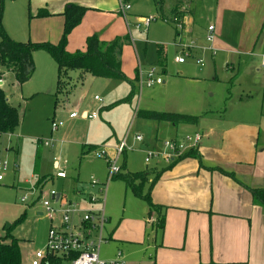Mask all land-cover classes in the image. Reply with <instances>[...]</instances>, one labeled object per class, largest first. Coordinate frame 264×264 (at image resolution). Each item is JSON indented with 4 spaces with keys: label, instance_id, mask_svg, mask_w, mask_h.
Instances as JSON below:
<instances>
[{
    "label": "rangeland",
    "instance_id": "obj_1",
    "mask_svg": "<svg viewBox=\"0 0 264 264\" xmlns=\"http://www.w3.org/2000/svg\"><path fill=\"white\" fill-rule=\"evenodd\" d=\"M7 2H0L6 31L15 41L37 42L30 35L34 26L32 20L37 19L29 17L25 1H22L23 17L18 3L12 2L8 8ZM188 2L184 1L186 5ZM129 3L132 10L127 16L130 25L128 27L126 22V26L130 29L132 49L125 57L128 79L109 80L88 74L82 82L73 72L60 89L57 65L54 63L53 70L48 69L47 60L52 62L51 57L43 50L34 52L36 71L29 82L20 86L11 71L2 75L4 83L0 86L10 103L19 109L21 124L14 133L0 139V238L11 227V234L20 241L24 264H30L35 252L46 250L50 220L38 213L44 208L43 201L50 199V191L63 192L76 199L75 190L81 186L90 188L91 177L108 184L106 214L111 218L114 232L118 230L134 239L139 234L142 236L141 242H129L124 248L112 240L109 245L102 246V256L107 260L116 259L118 252H122L126 264L142 260L155 233L146 223L149 205L124 181L112 179L107 183V159L96 156L97 153L112 156L119 143L126 140L127 154L119 161L121 168L126 165L125 170L134 173L147 167L150 170L157 164L153 160L148 166L141 144L134 142L136 135L149 140L158 126L154 121L139 117V110L185 113L184 109H188L186 97L190 93L191 97L204 104L208 102V107H216L227 89H231L230 81L234 77H237L235 94L251 95L244 106H251L255 112V108L263 105L264 72L256 71L258 58L251 60L245 54L253 52L256 45L257 49L262 46L264 51V0H196L191 14L193 40L185 28L177 41L174 39L176 24L172 20L169 23L164 20L154 0H130ZM173 5V0H166L165 11L169 19ZM139 14L158 19L147 30L137 29L138 18L135 15ZM210 25L215 27V38L213 43L207 44L206 30ZM178 26L182 34V25ZM218 40L224 43L215 44ZM179 42L187 45L193 42L196 51L202 46H211L217 50V55L200 49L199 56L179 64L176 57L184 56L182 47L176 45ZM162 45L165 60L160 63L159 48ZM228 55L232 59L226 60ZM207 56L215 58L214 68L209 65ZM197 59H203L201 66L195 63ZM136 67L145 80L154 69V78H161L164 84L145 85L141 89L140 81L133 75ZM95 96L100 97L101 103L95 101ZM223 107L224 113L229 104ZM75 110L81 117L74 126L68 116ZM93 111L97 112L98 119L86 120L84 115ZM61 120L65 125L53 133L52 122ZM51 138L55 139L54 149L37 148L40 140ZM56 157L67 161L68 179H55L53 183H46L42 191L33 193L32 188L39 179L54 171ZM3 164H6V171L2 170ZM36 169L39 175L35 174ZM24 196L28 197L25 202L22 201Z\"/></svg>",
    "mask_w": 264,
    "mask_h": 264
},
{
    "label": "crops",
    "instance_id": "obj_2",
    "mask_svg": "<svg viewBox=\"0 0 264 264\" xmlns=\"http://www.w3.org/2000/svg\"><path fill=\"white\" fill-rule=\"evenodd\" d=\"M7 1L6 7L8 8L11 7L12 2L20 5L21 16L24 5L22 1H25V9L28 11L29 17L37 19L32 20L36 30L33 26L30 34L31 38L37 42H50L53 44H58L63 36L66 9L72 4L84 7L86 12L81 23L68 36L67 50L69 52L84 51L87 38L93 34H99L100 38L105 41L129 36L130 42L124 45L122 53V70L124 73L127 72L125 57L127 52L132 49V40L128 24V27L126 26L127 21L123 19L120 12L119 0ZM194 3L191 5L190 11L183 16L182 24H180L182 25V34L179 31V26L177 30L175 28V41L180 35H183L185 28L187 34L193 40L194 28L191 25V14L194 10ZM157 11L160 12L158 9ZM164 12L166 14V11ZM40 13L44 14L39 15ZM135 16L138 18L145 15ZM166 17L169 18V15L166 14ZM164 20L169 23L166 19ZM4 23H6L5 20ZM206 32H208V29ZM221 42L223 41L221 40ZM221 42L218 40L215 44L222 45ZM207 44L210 43L207 42ZM176 45L182 47L184 44L179 42ZM160 47L162 48L164 61L165 48L163 45ZM255 47L253 52L245 55L251 60L258 58L256 71L261 73L264 72L262 66L264 51L262 46L259 49H257V45ZM194 49H192L191 56L187 57L184 62H176L185 64L188 60L199 56L200 51L198 50L202 48H197V51ZM212 55L215 56L217 53H212ZM50 57L52 62L47 60V65L49 70H53L56 61L51 55ZM231 57L228 55L226 60L232 59ZM207 58L209 65L214 68L216 66L215 58H210V56H207ZM197 60L195 63L201 66L203 61L198 63ZM73 72L78 75V80L82 82L88 74H91L86 73L81 79L79 72L71 71L69 72L70 78ZM134 72L135 79L140 81L142 72L137 67ZM215 78L219 80L217 76ZM236 78L234 77L230 81L231 89H227L222 102L216 107H208V102L204 104L201 100L191 97V93L187 95L186 106L188 109H184L186 111L184 114L200 116L197 124L182 123L174 125L168 122L158 123L154 121L158 123V126L149 140L145 141V138H143V141H139L136 139L137 135L135 136L134 142L141 144V148L145 152V163L148 166L153 160L157 163L150 170L148 167L146 169L150 173V183L145 187V190L151 188L153 202L162 206L161 213L164 216L165 224L163 228L154 224L157 222L158 214L149 215L148 206V220L146 223L152 226L155 232L154 238L149 245L146 256L144 255L141 261H129L130 264H264V206L254 200L255 190H264V86L263 105L255 108V112H252L251 106L248 108L244 106V102L251 97L250 93H238L236 95L234 92ZM164 82L157 85H163ZM144 86L140 84L141 89ZM95 101L101 103L100 100L95 99ZM226 103L229 104V107H226L227 110L225 109L226 111L223 113V106ZM70 114L68 119L74 122V126L77 125L78 119L81 117L80 113L75 118H71ZM64 125L65 123L60 127ZM52 132L55 131L52 130ZM197 133L200 134V141L195 156H185L172 163L164 162L159 158H153L149 163L146 162L149 150L162 151L165 149V141L173 140L183 143L188 136ZM49 140H52L50 146L40 143L37 148L54 149L55 139L51 138ZM116 154L117 150L112 156H116ZM126 154L127 150L119 156L118 163ZM107 156L111 157V155ZM54 164V171L42 177L44 181L39 189L43 190L46 183H53L55 179H68L67 161L63 162L61 157H56ZM124 167L121 168L120 173L128 172ZM59 169L66 170V178L55 175ZM157 175H159V178L151 187L150 184ZM90 182L91 179L89 181L90 188L81 186L75 190L76 199L64 195L63 192H57L61 196L64 195L72 201L81 202L85 205L90 193H99V187H92ZM38 214L45 216L44 208ZM51 224L50 221V227ZM105 236L106 240L102 243L101 249L104 244L109 245L112 240L123 248L129 242L142 241L140 234L134 239L131 236L121 234L118 230L114 232L111 227L110 216H108ZM100 253L102 256V251Z\"/></svg>",
    "mask_w": 264,
    "mask_h": 264
},
{
    "label": "trees",
    "instance_id": "obj_3",
    "mask_svg": "<svg viewBox=\"0 0 264 264\" xmlns=\"http://www.w3.org/2000/svg\"><path fill=\"white\" fill-rule=\"evenodd\" d=\"M195 1L189 0L186 6L183 0H173L174 5L170 20L176 24V30L178 25L182 24L183 16L190 11V7ZM154 2L163 18L168 20L169 18L166 17L164 12L166 0H154ZM85 12L86 9L84 7L74 4L69 6L64 13L65 27L63 36L58 44H53L50 42L15 41L10 37L2 23V11L0 10V79L5 71H11L20 86L27 83L35 72L34 52L37 50L47 52L56 61L58 65V88L60 89L67 79L70 78L69 72L71 71L79 72L81 79L86 73L108 79H128L122 70V53L124 45L130 42L129 36L105 41L100 38L99 34H93L87 38L84 51L69 52L67 50L68 36L81 23ZM43 14L40 13L39 15ZM159 60L160 63L163 62L161 47L159 49ZM137 115L158 123L168 122L174 125L182 123L195 125L200 119L198 115L155 110H139ZM20 124L21 115L19 109L10 103L4 89L0 86V139L6 134L14 133ZM195 155L196 149H192L185 156ZM36 175H39L37 169ZM158 178L159 175L150 184L151 187ZM114 179L124 181L126 186L131 188L136 196L144 198L149 205V215L158 214L157 222L154 224H157V227H164L165 219L161 213L162 206L153 202L151 188L145 190V187L150 183L149 170L119 173ZM43 181L44 178H40L38 181L39 185H37L40 186ZM254 200L264 206V190H255ZM11 232V227H9L7 234L0 238V264H24L20 241L13 237ZM42 264H64V258L58 255H51Z\"/></svg>",
    "mask_w": 264,
    "mask_h": 264
},
{
    "label": "built area",
    "instance_id": "obj_4",
    "mask_svg": "<svg viewBox=\"0 0 264 264\" xmlns=\"http://www.w3.org/2000/svg\"><path fill=\"white\" fill-rule=\"evenodd\" d=\"M120 12L127 21L128 26V14L132 7L127 0H119ZM158 19L155 16H140L138 17L137 29H148L153 21ZM168 21V20H167ZM214 25L208 27L206 34V40L208 43L214 41ZM183 55L177 56V62H184L187 57L192 54V49L195 48L194 43L183 46ZM211 51L213 54L217 53V50L213 47H201ZM203 59H198V63H202ZM262 66L264 67V53L262 55ZM155 71L152 69L146 78H143L141 74L140 84L152 87L156 84H161L163 81L161 78H154ZM3 79H0V84H3ZM96 100H100L99 96H95ZM78 112H72L71 118L78 117ZM86 119L94 120L98 117L97 112L88 113L84 116ZM63 121H53L52 130L56 131ZM136 139L143 141L141 135H137ZM200 141V134H194L188 136L185 142L180 143L173 140H167L164 142L165 149L162 151L149 150L146 156V162L149 163L153 158L162 159L164 162H173L177 159L184 157L189 150L197 149ZM45 145H51L52 140L39 141ZM127 149V142L121 141L117 147L116 156H107L106 153L99 154L98 157H106L109 168L108 182L112 180L117 174L121 172L118 159ZM2 170H6V164L2 165ZM57 177L66 178L67 173L65 169H59L55 174ZM0 179L2 176L0 175ZM92 187H99L98 194H89L85 205L81 202L72 201L66 196H61L56 190L50 191V199L43 201L44 215L47 216L52 222L50 230L48 232V241L45 251H37L34 253L30 264H42L51 255H58L64 258V264H126L121 252L118 253L116 259H104L101 256V245L106 240L105 229L108 224V216L106 214V190L107 185L101 183L98 179L92 177L90 182ZM34 191L40 190L39 186L32 188ZM59 195V197H58ZM58 197V199H57ZM28 197L24 196L22 201H27Z\"/></svg>",
    "mask_w": 264,
    "mask_h": 264
}]
</instances>
